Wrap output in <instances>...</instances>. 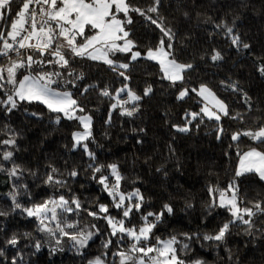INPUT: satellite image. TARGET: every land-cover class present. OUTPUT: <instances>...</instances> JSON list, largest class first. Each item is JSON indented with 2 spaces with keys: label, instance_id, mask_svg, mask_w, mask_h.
Instances as JSON below:
<instances>
[{
  "label": "trees",
  "instance_id": "1",
  "mask_svg": "<svg viewBox=\"0 0 264 264\" xmlns=\"http://www.w3.org/2000/svg\"><path fill=\"white\" fill-rule=\"evenodd\" d=\"M127 3L146 13L145 16L135 11L128 13L131 23L125 25V30L133 49L141 53L155 50L161 38L167 48V37L146 18L150 16L170 30L171 58L181 64H191L192 68L184 72L183 82L175 85L162 79L157 62L146 58L131 60L130 52L111 56L117 64L129 65L118 70L125 73L127 80L104 62L87 58H70L66 69L46 68V71L64 73L60 90L71 92L84 109L80 114L92 118V136L87 144L95 153V161L82 149L73 150V133L80 129L76 120L61 116L56 123L58 114L37 102H20L11 113L0 106V140L14 138L16 141L14 146L0 145V153L9 150L14 153L11 161L0 160L6 169L0 171V212L6 213L0 216V249L4 251L0 264H11L13 258L17 264H89L96 257H101L105 264H119L113 253L127 251L130 241H118V237L110 236L107 222L88 214L98 211L97 205L104 204L109 208V215L120 216L119 210L112 207L111 198L93 179L94 175H109L107 166L111 164L118 166L123 177L121 191L130 193L138 189L144 197L140 211L133 209L126 227L141 226L142 216L148 212H164L153 229L150 243L154 244L156 237L176 236L190 246L188 253L180 252L177 246L178 255L186 261L264 264V212L252 217L250 229L242 224L233 225L222 241L203 239L204 235L216 234L230 219L226 209L211 207L210 188L224 190L235 182L240 207H252L257 202L264 207V181L254 173L235 175L239 163L237 152L251 148L264 151V144L245 136L239 141L231 139L236 132L255 131L264 125V77L257 71L258 66L264 65V0H159L158 5L155 0H127ZM20 6L21 0H14L4 20H0V31L10 30ZM153 6L157 12L148 11ZM119 18L125 19L123 13ZM224 25L231 27L241 42L250 47L239 50L234 47ZM215 52L223 59L212 61ZM10 55L14 60L20 58L15 53ZM8 62L7 58L0 57V64ZM23 72L21 69L17 79ZM68 72L79 73L82 78L75 79ZM73 80L74 86L67 83ZM125 85L141 99L112 109L111 105L117 102L116 91ZM200 86L215 92L227 105L228 115L219 121L198 116L187 125L189 131L180 132L174 126L184 127L186 114L200 113L203 103L196 93L190 91L178 99L179 93L183 88ZM105 88L113 96H102L100 90ZM148 88L152 91L145 95ZM3 95L0 92V98ZM119 99L128 100V94L121 93ZM133 103L138 110L132 116L122 114ZM219 128L223 131L218 132ZM89 164L104 166L103 172L94 173ZM13 165L23 169L19 179L8 175L7 170ZM52 168L65 181L63 186L57 188L44 183ZM74 170L78 175L72 177L70 173ZM21 184H26L27 190L13 188ZM16 190L19 191L17 200L24 206L42 203L53 195H64L69 200L78 198L81 210L66 215L69 223L78 222V226L68 231H91L93 239L82 251L70 246L62 254L53 252L51 238L48 240L38 230L35 218L13 210L9 194ZM166 204L171 206V214L164 210ZM184 234L192 239L186 240ZM13 235L19 240L15 247L6 243ZM109 239L112 243L105 248ZM36 243L40 244L39 250L34 247Z\"/></svg>",
  "mask_w": 264,
  "mask_h": 264
},
{
  "label": "snow or ice",
  "instance_id": "2",
  "mask_svg": "<svg viewBox=\"0 0 264 264\" xmlns=\"http://www.w3.org/2000/svg\"><path fill=\"white\" fill-rule=\"evenodd\" d=\"M13 3L14 0H0V20H4ZM158 4L159 0H155V5ZM37 6L39 10H37ZM129 11H135L141 16L146 15L141 9L132 8L127 0H21L20 10L15 14L16 18L12 21L10 30L7 33L0 31V57L7 58L9 61L6 65L0 64V92L4 93L3 97L0 98V106L5 112L11 113L20 102H37L44 105L50 112L58 114L56 123H59L61 116L68 120H76L82 126L83 131L73 133V150L80 148L90 160L95 161V153L89 150L86 143L92 136L91 117L77 115V112L83 113L84 109L72 97L71 92L60 90V80L64 73L46 71L45 69L48 67L66 69L69 67V59L75 57L103 61L113 71L127 69L129 67L127 63L117 64L111 56L116 53L131 52L132 41L127 39L129 33L125 30V25L131 23V19L128 17ZM148 11L157 12V7L153 6ZM121 13L125 19L118 18ZM146 18L160 28L163 36L167 37L168 44L165 48V40L161 38L159 46L155 50L148 49L145 58L157 61L160 65L162 79L169 80L173 85L178 81L183 82L184 72L191 69L192 65L180 64L171 58L172 35L170 30L161 27L152 17L147 16ZM224 27L226 29L225 34L234 47L238 50L250 47L249 44L241 42L240 37L234 34L231 27H227V25ZM11 53H15L20 58L11 59ZM140 56V52H132L131 60H136ZM221 59L223 57L219 52H215L211 56L212 61ZM21 69L24 72L21 73V78L17 79V74ZM257 71L264 75V65L258 66ZM118 74L125 80L128 79L123 71H118ZM67 75L73 76L75 79L82 78L79 73L75 72H68ZM67 83L74 86V80L67 81ZM231 87L236 90L235 85ZM83 91L86 92L87 89ZM151 91V88L146 89L145 95ZM190 91L203 97V100L208 103H205L200 113L186 114V125L184 127L174 126L177 127L178 131H189L187 125L201 115L216 121L221 119V114L228 115L226 105L218 100L206 86H200L198 89L183 88L178 99H183ZM121 93H127L128 100L121 101L119 99ZM100 94L105 97L113 96V93L107 88L101 89ZM115 99L117 102L111 105L112 109L123 108L129 101L137 102L141 97L132 93L125 85L116 91ZM137 110V105L133 103V107L131 109L124 108L122 114L132 116ZM32 115L36 114L32 113ZM222 131V128L218 129V132ZM241 136L264 144V125L255 131L236 132L231 139L239 141ZM15 143L14 138L0 140V145L14 146ZM13 155V151H4L0 153V160L11 161ZM237 156L239 158L238 169L235 173L237 177L254 173L261 180H264V151L251 148L243 153L237 152ZM89 167L93 169L94 173H102L104 168L102 165L94 164H89ZM107 167L109 175L101 174L99 177L94 175L93 179L97 180L111 198L112 207L119 210L120 216L116 218L109 215V208L104 204L97 205L98 211H90L88 214L95 218H103L110 227V236L118 237V241H130L127 251L120 250L113 253V256L119 259V264H203V261L199 259L186 261L178 255V245L180 252L188 253L191 249L188 243H182L176 236L167 239L156 237L154 244L149 242L152 239L153 229L164 215L163 211L160 213L148 212L142 216L143 223L139 227L135 225L125 226L126 220H130L133 209L136 212L140 211L144 197L138 189L130 193L122 192L121 180L123 177L118 172V166L111 164ZM5 170L0 164V171ZM7 171L10 177L17 179L23 175V169L18 165H13ZM57 172V169L52 168L44 183L57 188L63 186L65 181L58 178ZM70 175L75 177L78 173L74 170ZM110 177L111 182H109ZM18 187L27 190L26 184L13 185L14 189ZM237 191L235 182L229 184L224 190L209 189L212 199L211 207L226 209L230 214V219L222 224L216 234L204 235V240L222 241L233 225L242 224L250 229L253 225L252 217L258 212H264V207L259 202L253 204L252 207H240ZM9 195L13 210H19L27 218H35L38 230L51 237L56 245H59L63 238H68L73 242V246L84 248L94 235L91 231H68V229H74L78 226V222L69 223L66 219L67 214L78 213L81 210L82 205L78 198L73 197L69 200L64 195H53L46 198L42 203L24 206L17 200L18 190ZM164 210L168 214L172 213L171 206L167 204L164 205ZM101 214L103 215L101 216ZM3 215L6 213L0 212V216ZM149 217L152 219L149 220ZM245 217L248 218L245 219ZM184 236L186 240L192 239V236L188 234H184ZM6 243L15 247L19 240L13 235ZM111 243L110 239L107 240L104 247L108 248ZM34 247L39 250L40 244L36 243ZM55 250L54 248L53 251ZM3 256L4 251L0 249V257ZM11 264H17L15 258L12 259ZM89 264H105V261L101 257H96Z\"/></svg>",
  "mask_w": 264,
  "mask_h": 264
},
{
  "label": "rangeland",
  "instance_id": "3",
  "mask_svg": "<svg viewBox=\"0 0 264 264\" xmlns=\"http://www.w3.org/2000/svg\"><path fill=\"white\" fill-rule=\"evenodd\" d=\"M37 9H38V6H37ZM119 18V17H118ZM128 37H129V35H128ZM127 37V39L128 40H130L129 38ZM21 51H23V50H21ZM132 52H137V51H135L134 49H133V44H132V48H131V52L130 53H132ZM139 52V51H138ZM141 53V52H140ZM145 56H146V52L145 53H141V56L140 57H138L137 59H139V58H145ZM147 59V58H146ZM150 60V59H149ZM154 61V60H153ZM98 62H103V61H98ZM155 62H157V61H155ZM177 63H179V62H177ZM181 64V63H180ZM263 77H264V75H262ZM207 87V86H206ZM208 89H210L209 87H207ZM211 90V92L212 93H214L215 94V92L212 90V89H210ZM63 91V90H62ZM198 97L201 99V101H202V103H203V107H204V105H205V103H208L207 101H204L203 100V97H201V96H199L198 95ZM215 97L218 99V100H220L221 102H223L216 94H215ZM224 103V102H223ZM225 104V103H224ZM226 105V104H225ZM210 107H211V105H209ZM226 108H227V105H226ZM215 110V109H214ZM77 115H84V114H80L79 112H77L76 113ZM89 116V115H88ZM224 117V115L223 114H221V119ZM220 119V120H221ZM92 125H93V120H92V118H91V125H90V128H91V133H92ZM78 131H83V129H82V126L80 125V129H78L76 132H78ZM255 142H257V141H255ZM86 143H87V141H86ZM258 151H261V150H259V149H257ZM264 181V180H263ZM109 182H111V181H109ZM238 196V195H237ZM133 203H134V201H133ZM93 237H94V235L92 236V238L88 241V243L93 239ZM47 238H48V240H50V238L51 237H49V236H47ZM88 243H87V245H88ZM70 246H73V242L72 241H70L68 238H63L62 239V241H61V243L59 244V245H56L55 244V242H54V240L51 238V244H50V247H51V250L53 251V249L55 248L56 250L55 251H53V252H55V253H57V254H62V253H64V252H66L68 249H69V247ZM73 247H75V248H77V249H79V250H84L86 247H84V248H79V246H73Z\"/></svg>",
  "mask_w": 264,
  "mask_h": 264
},
{
  "label": "crops",
  "instance_id": "4",
  "mask_svg": "<svg viewBox=\"0 0 264 264\" xmlns=\"http://www.w3.org/2000/svg\"><path fill=\"white\" fill-rule=\"evenodd\" d=\"M153 61V60H152ZM179 82V81H178Z\"/></svg>",
  "mask_w": 264,
  "mask_h": 264
}]
</instances>
